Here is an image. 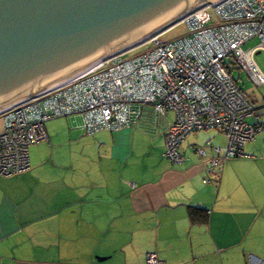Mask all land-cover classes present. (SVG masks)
<instances>
[{
	"label": "crops",
	"instance_id": "1",
	"mask_svg": "<svg viewBox=\"0 0 264 264\" xmlns=\"http://www.w3.org/2000/svg\"><path fill=\"white\" fill-rule=\"evenodd\" d=\"M168 116L163 128L146 122L79 134L84 157L98 166L85 193L73 191L71 178L44 176L32 147L31 170L0 181V264H147L149 253L164 264H264V140L218 170L211 150L202 158L193 151L200 145L186 142L184 163H163L165 130L175 120ZM137 129L159 156L156 172L130 163ZM213 132L225 148L224 135ZM190 207L206 210L208 224H193Z\"/></svg>",
	"mask_w": 264,
	"mask_h": 264
},
{
	"label": "built area",
	"instance_id": "2",
	"mask_svg": "<svg viewBox=\"0 0 264 264\" xmlns=\"http://www.w3.org/2000/svg\"><path fill=\"white\" fill-rule=\"evenodd\" d=\"M181 24L188 30L184 36L164 42L172 27L137 46L151 47L143 54L127 59L126 51L106 58L84 76L1 112L0 175L30 171V148L49 141L47 123L71 116L82 117L81 131L93 136L141 122L163 128L174 112L175 121L166 129V159L184 163L180 148L200 131H219L226 138L223 149L210 142L194 148L202 158L213 150L211 167L247 157L244 148L264 135V123L226 65L240 67L264 86V73L255 62L264 52V0L208 4L175 26ZM253 39L259 45L245 50ZM250 118L257 122L250 124ZM146 259L147 264H163L153 253Z\"/></svg>",
	"mask_w": 264,
	"mask_h": 264
},
{
	"label": "water",
	"instance_id": "3",
	"mask_svg": "<svg viewBox=\"0 0 264 264\" xmlns=\"http://www.w3.org/2000/svg\"><path fill=\"white\" fill-rule=\"evenodd\" d=\"M222 0H0V113Z\"/></svg>",
	"mask_w": 264,
	"mask_h": 264
},
{
	"label": "rangeland",
	"instance_id": "4",
	"mask_svg": "<svg viewBox=\"0 0 264 264\" xmlns=\"http://www.w3.org/2000/svg\"><path fill=\"white\" fill-rule=\"evenodd\" d=\"M188 33L187 27L184 24L178 25L170 29L166 32L162 40L164 42L176 39L178 37L184 36ZM259 45L258 39H253L244 47L245 50H250ZM137 47V46H136ZM151 47L144 45L137 47L134 50L127 51L126 58H132L137 55L143 54L147 52ZM131 51V52H130ZM130 52V53H129ZM129 53V54H128ZM255 62L260 68V70L264 73V52L258 53L255 56ZM231 74L233 78L237 81L240 89L244 92L246 97L252 103L253 108L256 111V114L260 116L259 122L264 123V86L259 87L256 85L252 79L249 77L247 72L244 70L238 69L237 67H233L231 70ZM175 117L174 112H170L168 118L173 122ZM78 116H71L67 118L56 119L48 122L46 128L49 135H56V139L54 141L41 143L39 145H34L35 147V157L34 161L37 160V164L42 162L41 170L44 176H52L54 178L65 177V179H72L74 186H72L73 191L76 190L85 193L88 189L86 186L88 185V177L93 176L96 172H91L98 168L95 162H88V158H85L83 155V151L81 150V145L79 144L80 140H76L77 136L83 134L81 131L82 121L77 120ZM168 119V120H169ZM250 124H255L256 119L250 118L248 119ZM172 125V124H171ZM139 127V126H138ZM140 128V127H139ZM3 129V120L0 119V131ZM146 129V128H145ZM76 132V133H75ZM215 132H200L196 135L189 137L186 141V144L190 145H200L205 146L211 139H213V134ZM77 134V135H76ZM195 134V133H194ZM225 137V136H224ZM258 140L263 141L264 135H259ZM148 135L142 132V129L134 130V141H133V159L130 160L131 164L135 165L137 171L141 172L145 169H148L149 172H156L161 166V161L159 159L158 154L155 153L154 148L148 142ZM226 141V140H225ZM214 145L219 144L217 139H213ZM264 143V142H263ZM56 144V151L54 155H50V149ZM32 147L30 148V160L31 153L33 151ZM96 156V155H95ZM249 156V155H248ZM162 162L167 163V161L162 156ZM247 158V157H239ZM239 158H232V160H236ZM85 161H84V160ZM95 160V159H94ZM124 163V161H122ZM32 163V162H31ZM223 165V164H222ZM93 174V175H91ZM21 175V174H19ZM15 176V175H14ZM5 179V176L0 175V181ZM60 188L62 191H67L68 188L62 187L60 184Z\"/></svg>",
	"mask_w": 264,
	"mask_h": 264
},
{
	"label": "trees",
	"instance_id": "5",
	"mask_svg": "<svg viewBox=\"0 0 264 264\" xmlns=\"http://www.w3.org/2000/svg\"><path fill=\"white\" fill-rule=\"evenodd\" d=\"M229 63H227V65H226V67H227V69L229 70V72H230V74H231V70L233 69V67L235 66V67H237L238 69H241L240 67H238V66H236V65H231L230 67H229V65H228ZM242 70V69H241ZM231 76H232V74H231ZM232 78H233V76H232ZM234 79V78H233ZM234 81L237 83V81L234 79ZM238 84V83H237ZM239 86V85H238ZM260 117V116H259ZM53 120H56V119H53ZM52 121V120H51ZM175 121V120H174ZM257 122V121H256ZM48 124V123H47ZM141 124H144L143 122H141V123H139L138 124V126L139 125H141ZM47 126V125H46ZM171 127V125H168V129ZM167 129V130H168ZM167 130L165 131V136H166V133H167ZM200 132H210V131H200ZM99 133V132H98ZM197 133H199V132H197ZM97 134V133H96ZM95 135V134H94ZM93 135V136H94ZM258 138V137H257ZM187 140V139H186ZM186 142V141H185ZM184 142V143H185ZM209 143V142H208ZM207 143V144H208ZM211 143V142H210ZM252 143V142H251ZM206 144V145H207ZM205 145V146H206ZM196 147H204V146H196ZM196 147H193V151H194V148H196ZM208 150H211L212 152H213V150L212 149H208ZM207 150V151H208ZM164 151H165V147H164ZM164 151H163V154H164ZM195 152V151H194ZM181 153V152H180ZM196 153V152H195ZM163 154H162V156H163ZM207 154H208V152H207ZM213 154H214V157L216 156L215 155V153L213 152ZM182 155V154H181ZM164 157V156H163ZM247 157H249V156H247ZM165 158V157H164ZM239 158V157H238ZM166 159V158H165ZM232 159V158H231ZM168 160V159H167ZM169 162H171L170 160H168ZM171 163H173V162H171ZM173 164H176V163H173ZM222 167V164L220 165V166H217V167H212L214 170H218V169H220ZM205 181H207V183H205ZM209 183V180L208 179H205L204 180V184H208ZM189 216H190V220L192 221V223L193 224H196V225H207L208 224V222H209V216H208V212L206 211V210H204V209H200V208H195V207H190V209H189ZM161 261V260H160ZM163 264H164V262L163 261H161Z\"/></svg>",
	"mask_w": 264,
	"mask_h": 264
}]
</instances>
